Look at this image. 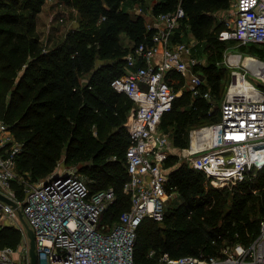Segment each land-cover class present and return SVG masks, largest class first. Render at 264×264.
<instances>
[{"label": "trees", "instance_id": "trees-1", "mask_svg": "<svg viewBox=\"0 0 264 264\" xmlns=\"http://www.w3.org/2000/svg\"><path fill=\"white\" fill-rule=\"evenodd\" d=\"M47 1L0 0V119L11 125L22 142L17 154L18 173L34 182L54 172L63 158L68 163L92 159V164L81 171L91 173L93 180L88 185L93 190L115 185L117 200L103 215V221H115L129 207V196L123 191L128 177L125 153L131 141L127 122L136 107L111 81L126 72V55L131 50L143 41L152 42L153 30L147 28L145 15L130 10L131 4L141 6L147 0H59L75 6L81 19L50 47L44 45L37 28ZM180 1L187 15L179 29L212 41L209 31L216 22L215 12L230 8L233 0H157L152 13L170 12ZM123 36L131 44H126ZM199 69L207 71L213 93H220L221 73L216 64ZM171 75L184 80L177 72H170L167 79ZM191 93L186 90L176 105L184 104ZM209 106L206 98L196 97L189 108H177L170 122L184 132L186 123L208 114ZM181 142L179 133L174 144ZM114 154L119 157L113 159ZM262 175L264 167L258 174ZM170 176L171 183L184 192L183 200L166 209L165 224L145 218L138 226L136 264L157 262V257L149 256L151 249L174 257L219 254L226 239L230 244L241 242L246 246L256 239L260 222L258 225V219L244 212V193L234 192L232 204L223 190L213 191L215 198L211 195L202 199L206 175L185 163L173 168ZM252 182L248 178L234 185L245 188ZM13 188L23 199V185L15 181ZM20 241L21 231L16 226L0 228V247L16 248Z\"/></svg>", "mask_w": 264, "mask_h": 264}, {"label": "built area", "instance_id": "built-area-1", "mask_svg": "<svg viewBox=\"0 0 264 264\" xmlns=\"http://www.w3.org/2000/svg\"><path fill=\"white\" fill-rule=\"evenodd\" d=\"M139 12L145 15L147 28L153 30L152 42L143 41L129 52L126 72L111 81L136 107L127 122L131 141L125 153L128 177L123 189L129 194V207L117 220L102 221L117 200L114 186L93 190L75 171H54L38 182L19 174L17 154L22 142L11 125L0 119V190L18 203L34 230L38 264H136L138 226L145 218L162 221L179 190L165 167L176 146L161 127L176 98L168 74L179 73L195 98L209 99L211 92L203 90L206 76L199 69L201 60L190 51L195 40L173 42L187 15L182 2L166 13L146 14L141 8ZM234 14L219 39L264 46V0H234ZM243 53H230L226 58L231 80L220 118L193 128L188 146L181 150V156L218 188L241 183L264 167V57ZM234 54L239 60L233 59ZM207 135V143L198 145ZM15 181L23 185V199L17 197ZM18 208L0 200V228L14 225L21 231L16 248L0 247V264H32L30 238ZM149 256L157 257L151 264H264V217L249 246L177 257L151 249Z\"/></svg>", "mask_w": 264, "mask_h": 264}, {"label": "rangeland", "instance_id": "rangeland-1", "mask_svg": "<svg viewBox=\"0 0 264 264\" xmlns=\"http://www.w3.org/2000/svg\"><path fill=\"white\" fill-rule=\"evenodd\" d=\"M156 1L157 0H147L145 3L141 5V9H143V11L146 14L152 12V8ZM49 6L45 8L43 15L39 18L38 23H40V25H37V28L39 29L38 31L44 45L50 47L51 45L63 39L70 28L79 25L81 15L75 6L71 4H67L65 1L54 0V4L50 7ZM130 6H132L130 9L132 13L137 14L139 12L138 11L140 10L139 3H136L134 5L131 4ZM135 7H138V9H136ZM215 16H216V22L210 28L209 31L213 36L212 41L207 40V38H203L202 40H200L193 36V38H196V40L193 42L195 43V46L193 45L192 47H195L194 53L201 60L202 66L212 63L216 64L217 70L221 73V79H220L221 86L219 91L220 93L217 94L213 93L208 78V73L206 70L202 69L204 75H206V84L203 87V90L207 89L211 92V97L209 99H206L210 103V106L208 108V114L206 116H201L200 120L194 123L192 122L186 123L187 127H185L184 132L180 131L181 129L177 130L175 124L170 122L171 116L174 114V111H176L177 108L179 110H182L184 108H189L195 97L191 93L190 96L187 97V99L185 100L184 104L176 105L183 97L185 91L190 89L189 86L185 83V80H183L178 75H173V76L171 75L168 78L170 83L173 85L174 91L176 93V99L174 101V107L172 112L170 113L167 120L164 119V121L161 122V127L163 126L162 127L163 131L169 133L173 139L175 137L177 138V134L181 133V141H182L180 144L177 143L175 147V153L172 154L171 155L172 157L171 158L169 157L165 162V167L168 169L170 175L173 168L183 163H185L187 166H192V162L190 160H188L187 158H183L181 156V150L184 147H187L190 142L191 130L198 126L211 124L217 121L221 116V111H220L221 103L231 80V76H230L231 68L227 65L226 58L229 57L230 53H234V52L235 53L244 52L243 54L249 52L264 57V46H259L256 44L241 45L235 41H222L219 39L220 31L228 27L230 22H232L234 19L235 16L234 0L232 1V5L230 8L220 9L216 11ZM123 41L126 44L129 43L131 44V42L125 36H123ZM248 77L257 85H260L252 74L249 73ZM188 100L189 101L192 100L191 103L189 102L187 103ZM113 156H114L113 159L119 157L117 154H114ZM173 156L175 158H173ZM122 158H123V154L121 155V159ZM92 162H93L92 159L85 160L81 158V159L72 160L71 162L68 163L65 160V158H63L62 160H60L59 164L57 165L54 171H58V172L75 171L81 174V176L87 183L88 182L90 183L93 180L92 178L89 177L91 176V173L89 175V173L82 172L81 169H83V167L88 164L91 165ZM259 172L260 170H257L256 173L253 172L251 173L252 175L249 178L253 179V182L249 185V187L246 186L245 188L238 185H231L223 188H218L214 186L206 176H204L203 185L205 186L206 193L204 195L201 194L200 196H202L201 197L202 199L203 198L207 199L211 195H213L212 198H215V194H213L212 192L216 191V189L223 190V195H226L227 193L229 194V203L232 204L234 192L236 194L244 193L243 196H246L245 199L246 206L244 212L245 213L248 212L251 218L258 219V225H259L260 219L264 216V176L263 175L258 176ZM110 185L115 186L114 184H110ZM178 189L179 190L175 195V197H173L169 201L167 205V211L173 208L178 203L182 202L184 192L180 188ZM123 191L126 194V196H129V194L124 189ZM191 213H194V211H192ZM163 221L164 220L161 221V224H165V222ZM222 222L223 219H220L219 223ZM228 241H229L228 239L224 241V245L222 249L223 248L235 249L246 246L241 242L230 244L228 243Z\"/></svg>", "mask_w": 264, "mask_h": 264}, {"label": "water", "instance_id": "water-1", "mask_svg": "<svg viewBox=\"0 0 264 264\" xmlns=\"http://www.w3.org/2000/svg\"><path fill=\"white\" fill-rule=\"evenodd\" d=\"M0 200L18 208V203L13 198H11L10 196H8L4 192H2L1 190H0ZM19 213H20V218H21L23 224L25 225V227L28 231L29 238H30V255H31L32 264H38V255H37V251H36V235H35V232L31 228V226L29 225L27 220L25 219L24 214L21 211V209H19Z\"/></svg>", "mask_w": 264, "mask_h": 264}, {"label": "crops", "instance_id": "crops-1", "mask_svg": "<svg viewBox=\"0 0 264 264\" xmlns=\"http://www.w3.org/2000/svg\"><path fill=\"white\" fill-rule=\"evenodd\" d=\"M58 1V0H57ZM54 4V0H48L44 6H43V9L42 11L40 12L39 16H38V21H39V18L43 15L44 11H45V8H47L49 5L52 6ZM49 6V7H50ZM136 9H138V7H135ZM141 8V6H140ZM139 11V10H138ZM137 11V12H138ZM139 13V12H138ZM38 25H40V23H38ZM39 30V29H38ZM180 31H178V33H175L173 35V42L177 41V40H184V41H187L188 43H191L192 41L196 40V38H193V35L191 32H186L182 29H179ZM195 37V36H194ZM195 46V44H194ZM194 48L195 47H191V54L196 56L195 53H194ZM134 50V49H133ZM131 50V51H133ZM130 51V52H131ZM196 52V51H195ZM197 57V56H196Z\"/></svg>", "mask_w": 264, "mask_h": 264}, {"label": "bare ground", "instance_id": "bare-ground-1", "mask_svg": "<svg viewBox=\"0 0 264 264\" xmlns=\"http://www.w3.org/2000/svg\"><path fill=\"white\" fill-rule=\"evenodd\" d=\"M239 58H240V56H239L238 54H234V55H233V59H234V60H239ZM246 61H247V59H246ZM207 140H208V135L205 136V137H203V139H202L201 141L198 142V145H199V144H200V145H205V144L207 143Z\"/></svg>", "mask_w": 264, "mask_h": 264}]
</instances>
